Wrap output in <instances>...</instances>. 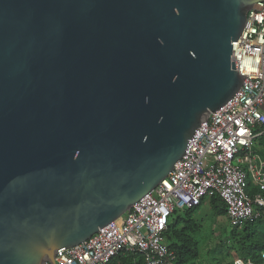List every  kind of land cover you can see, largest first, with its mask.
Returning a JSON list of instances; mask_svg holds the SVG:
<instances>
[{
  "label": "water",
  "instance_id": "95a60500",
  "mask_svg": "<svg viewBox=\"0 0 264 264\" xmlns=\"http://www.w3.org/2000/svg\"><path fill=\"white\" fill-rule=\"evenodd\" d=\"M258 0H0V264H55L172 172L245 77Z\"/></svg>",
  "mask_w": 264,
  "mask_h": 264
},
{
  "label": "built area",
  "instance_id": "2783aa9c",
  "mask_svg": "<svg viewBox=\"0 0 264 264\" xmlns=\"http://www.w3.org/2000/svg\"><path fill=\"white\" fill-rule=\"evenodd\" d=\"M231 61L245 77L240 90L201 123L167 178L87 241L59 249L55 264H175L166 241L172 217L212 196L232 229L264 225V0L248 12ZM234 264H264V252L259 263Z\"/></svg>",
  "mask_w": 264,
  "mask_h": 264
},
{
  "label": "trees",
  "instance_id": "16d2710c",
  "mask_svg": "<svg viewBox=\"0 0 264 264\" xmlns=\"http://www.w3.org/2000/svg\"><path fill=\"white\" fill-rule=\"evenodd\" d=\"M202 204L197 209L175 214L170 221L166 241L169 249L176 254L175 264H187L198 257L197 246L195 242L191 241L188 234H192L198 229L194 222V216L202 207ZM210 206L216 216L226 217L225 204L218 196L211 197ZM257 224L262 226L261 229L258 227L261 231L254 229ZM257 224L249 225L241 230L231 229V237L237 239L236 247L243 255L238 260L259 263L260 254L264 252V242L257 241L255 235L264 237V231H262L264 230V225L261 222ZM181 226H184V228L180 229ZM139 260L137 264H141Z\"/></svg>",
  "mask_w": 264,
  "mask_h": 264
},
{
  "label": "rangeland",
  "instance_id": "374dc122",
  "mask_svg": "<svg viewBox=\"0 0 264 264\" xmlns=\"http://www.w3.org/2000/svg\"><path fill=\"white\" fill-rule=\"evenodd\" d=\"M197 212L194 222L198 229L188 234V237L195 242L198 257L187 264H234L243 255L236 247L237 239L231 237L232 228L227 218L216 216L209 201L203 203ZM258 227L261 229L262 226L257 224L254 229L259 230ZM183 228L184 226H181L180 229ZM255 239L264 242L263 236L255 235Z\"/></svg>",
  "mask_w": 264,
  "mask_h": 264
},
{
  "label": "crops",
  "instance_id": "0c3cea01",
  "mask_svg": "<svg viewBox=\"0 0 264 264\" xmlns=\"http://www.w3.org/2000/svg\"><path fill=\"white\" fill-rule=\"evenodd\" d=\"M210 199H211V198H207V199H205V200L203 201V203H206V202H208V201L210 202ZM197 213H198V212H197Z\"/></svg>",
  "mask_w": 264,
  "mask_h": 264
}]
</instances>
